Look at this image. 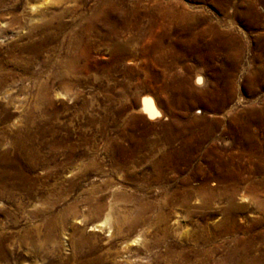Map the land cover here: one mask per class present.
<instances>
[{
  "label": "rangeland",
  "instance_id": "obj_1",
  "mask_svg": "<svg viewBox=\"0 0 264 264\" xmlns=\"http://www.w3.org/2000/svg\"><path fill=\"white\" fill-rule=\"evenodd\" d=\"M19 1L20 6L24 1ZM94 3L97 5L98 2L96 0H42L40 11L48 16L53 12H60L59 16L57 18L54 17L53 19H60L66 24L67 28L69 27L71 29L72 25L75 24L74 21H76V23L84 22L82 20L83 17L86 18L91 13L95 6ZM124 3L125 5L128 3L126 5H129L128 7L134 4V7L136 8V15L134 18L137 21H143V25L147 26V28L145 27V32H143L141 36L139 35L138 39L135 38L136 35L131 34V36L135 38L134 40H137V43L133 38L127 37L129 43L132 44L131 47L137 52H135V56L129 54L121 60L110 62L112 65L110 66L109 63L108 66L106 60L109 54L93 50L96 49L97 43L95 42L93 49L85 55L86 58L83 57L81 59V64L79 63L81 66L78 64V66L74 68L75 70L73 69L74 73L76 72V77L74 76V78L71 77L63 80L51 78L49 75L51 69L48 66H44L43 59L45 56L42 54L50 53L52 56H55V54L61 55L63 53V48L66 46V36L63 37L62 32L57 33V31H55L57 37L54 35L53 38H50L49 40L47 39L43 47L41 45L37 46L38 39L42 35L41 30L38 28L39 21L43 18L42 15H37L36 20L30 21V14L27 13L28 11L26 8L24 9V7H21L17 10L18 12L16 11L19 15L18 23H12L10 20L11 15L7 13L3 15L0 11V67L3 69L1 70L2 75L4 74V76L7 77L0 83V133L3 132L6 134V132H8L10 134L23 125L22 122L24 116L29 110L33 115L32 122L34 124L45 125V127L50 125L53 130L57 131L60 129L63 132L68 131L72 135H75L74 132L77 133L80 131L79 129H84L87 132V137L95 133V131L98 132L97 129H102L104 131L107 130L108 133L110 132V136H113L122 130L139 133L141 130H146L149 127L148 125H152L151 121H147L149 119L143 117L145 115L139 111L141 96L149 94L155 99L160 83L166 81L169 85V90L165 91L164 98L163 94H160V99H155V102L156 105L163 110L162 117L159 121L168 124L171 131L184 126H189L194 117H200L202 115L205 116L206 119L216 116L227 122L229 117L233 115L239 117L249 115V118L252 117L249 133L256 139L258 146L252 150L250 149V151L249 149L245 150L238 144V141L236 142L233 137L225 134L223 140H225L226 143H218L217 148L225 154L229 152L233 153L236 158L238 157V160L241 159L240 163L247 166V169L249 170H246L243 173L241 168V171H239L241 176L245 174L243 176L245 177L244 179L247 180L245 184L249 183L256 186L258 181L262 179L264 181L263 1L124 0ZM141 15L143 18H141ZM151 15L154 18V21L149 24L151 21ZM101 16L102 15H97L96 19H102ZM146 16L149 19L146 18ZM52 30L56 29L53 28ZM68 30L69 29L65 32ZM126 35H128V33ZM62 38L63 40H61ZM25 43H28V47L23 49L24 51H27L26 53L23 51V54L31 57L30 66L27 69H23L19 66L7 63L9 55H12V53H18L17 55H19L18 47H20V44L23 45ZM15 45H18V47ZM35 47L40 48L41 54L35 52ZM32 49L33 51H31ZM42 50H44V52ZM78 67L82 69H78ZM256 70L260 71L259 76L256 75ZM196 75H200L203 78L202 83L198 84L195 82ZM169 77H172L173 79H167ZM75 78L78 79L75 80ZM43 79H47L45 81H48V84L51 87L49 93L50 95L53 94L52 103L50 102V104L34 100L36 97L34 95L37 91L36 83ZM55 88L61 92L60 95L54 96L53 90ZM224 100H226V102L222 108H218L219 106L214 108L209 107L213 106L215 101L220 103ZM226 110H230V112L228 113ZM98 114L109 115L107 123L101 125L95 123L94 126H90L85 121V118L89 115ZM135 115H141L142 117L140 116L138 121L134 118ZM132 119H136L135 121L137 123ZM143 123H146L145 125L147 126L143 125ZM196 125L197 128L201 127L200 124ZM157 129L159 128L153 127V131ZM219 129L220 127L217 130ZM45 136L47 137V132L45 133ZM9 138L10 136L6 137L3 148L9 147L7 141ZM106 139L107 138L105 137L97 136L94 140H86V144L84 142L82 145L83 147L77 149L78 153H81L84 150L90 151L91 154L95 153L92 154L90 158L99 164L97 167L98 169L96 167H90L84 170V174H82L81 170H83L85 166V162H83L81 165H78L75 170H66L67 172L64 171L63 173L61 170H57L61 173L59 176L63 181L78 176V178L81 177V185H83V187L81 186V188L78 189L69 188L70 191L64 189L65 191L63 190V192L65 193H63V195L61 194L64 203L71 202L72 198L77 194L82 196H91L97 193L106 195V198L104 199V205L106 203L105 209L100 215L102 218L108 211V206L112 202L115 203L116 207H122V205L128 206V203L114 198V194L116 193L120 192L123 196H128L127 194H130L133 197L141 196L147 199H152L153 201L155 200L153 199L154 196L157 194L155 191L156 184L152 182L149 183V179H146V167L140 166L135 169L131 168L129 175L126 174L127 176L125 174L121 176L119 173L114 172L106 174V165L103 164V161L104 163L106 162L104 157H101V155L104 156L105 153L100 154L99 152L104 149V146L110 147V145L106 143L108 142ZM52 146L55 145L45 143L43 149L46 153L43 150L44 154H47ZM94 149L97 150L95 151ZM251 153L253 157L251 159L252 161L247 162L246 159L248 154ZM197 161V159L191 161L190 168L188 167L187 169L182 170V173H168V177L171 180L162 182L161 184L171 187L173 191L176 190L180 186L179 181L183 176H193V170ZM49 165H40L33 173L43 177L48 172ZM130 173L132 174L130 175ZM50 179L52 178L50 177ZM211 179L212 178H209V180H202L193 177L189 185H185L183 188H195L203 181L211 182ZM106 181H109L111 184H108L109 186H107L105 184ZM174 182L177 184L175 185ZM161 184H159V186ZM258 186L260 185H257L256 188ZM171 188L169 189V192L172 191ZM82 189H84V192L81 194ZM48 190L49 189H47V191ZM243 190L244 189H241V192L235 196V202L246 203L249 205V209L247 208L235 212L233 216L235 221L234 228L224 230V228H217L215 226L216 223L223 218L221 212H218L217 210L218 205L222 204L221 201H215L213 204L214 207L216 206L217 208L215 212L211 214L207 213L204 217H200L196 213L197 211H193L194 215L192 214L189 217H186L184 215V208L178 207L173 213V215H179L177 222H169L166 224L159 222L158 225L155 223L157 212L152 209L153 211L149 210L146 214H142L143 217L139 216V223L137 222L132 229H128L127 225H122V233H124L121 235L122 239H125V241L129 240L127 241L128 247L125 246L126 250L124 248L122 249L124 257L116 256L115 252H111L108 258L99 264H174L172 260L167 261V259L164 258L167 249L171 248L170 250L172 251H178L180 247L189 248L194 240L193 234L197 231L203 235L204 241L196 248L199 250L204 248L213 250V258L211 259L210 264H241L243 255L245 258H251L254 254L260 255L261 253V255H263L264 238L253 239V237L256 232L260 231V229H264V226H261L264 225V223L252 225L253 219L262 218V216L254 211L249 192ZM258 191L260 194L263 193L262 188L260 187H258ZM43 192V189L37 190L36 195L42 196ZM241 193L245 194V200H243ZM2 197L3 196H0V199L4 204L2 205L3 207L0 208V229L7 230L10 226V221L1 209L5 207L7 209H12L16 214L18 213L17 215L23 213L16 210L7 198V200H5V197ZM113 199H115V201ZM33 202H36L35 206L40 208L45 205L46 201L40 197ZM198 202L199 200L192 197L190 199L191 206L189 205L188 209L192 208V210H197L196 205ZM27 208H31V206L28 205ZM76 209L80 215L77 214V216L81 217V205L76 206ZM114 210L111 212L110 219L112 226L115 225V217L118 215L116 209ZM206 211H209V209ZM126 214L130 218H136L131 211ZM68 220L60 223L62 229L59 227V237H57L59 244H61V252L64 255H68L70 252L68 240L72 233V227L75 225H81L78 218L69 217ZM95 220L88 221L85 224V234L94 232V230H92L93 227L91 226ZM169 226H171V228H169ZM60 232L65 233L63 234ZM95 233L99 234L98 243L103 248H107L108 239L113 234L112 229H110V231H106L105 229L95 231ZM38 240L44 242V248L36 249V244H22L18 241H15L14 244L9 247L13 252L17 251L19 253L21 252V254L27 255L25 260H20L16 264H28L27 260H31V264H45L44 261H42V258H48L47 251H52V247H55V245L51 240L44 241L43 234L38 236ZM252 240L259 245L258 250L251 249L250 245ZM112 241H114V239ZM114 242L116 243V241ZM111 244L113 245V242H111ZM119 245L122 247L124 244H117L115 247L118 248ZM233 249L235 250V252H233V258L235 259L232 261V259L229 260L227 258V255L230 254ZM34 252L36 253L33 254ZM237 252H239V254ZM236 256L238 258H236ZM213 260H215V262H213ZM261 264H264V262Z\"/></svg>",
  "mask_w": 264,
  "mask_h": 264
},
{
  "label": "bare ground",
  "instance_id": "obj_2",
  "mask_svg": "<svg viewBox=\"0 0 264 264\" xmlns=\"http://www.w3.org/2000/svg\"><path fill=\"white\" fill-rule=\"evenodd\" d=\"M23 1L24 2L22 3V5L19 6V2H20L19 0H0V11L1 14L3 15H5V13L10 14L11 15L10 20L12 23L14 22L18 23L19 15L17 14L18 12L17 10L20 9L21 7H24V9L26 8V10L28 11L27 13L30 14L29 15L30 21L36 20L37 15H42L43 18L39 21L40 23L38 25V28L39 30H41L42 35L38 39L37 46L41 45L43 47L47 39L49 40L50 38L54 37V35L56 34L55 31H57V33L62 32L63 37L66 36L65 37L67 41L65 42L66 46L63 48L62 51L63 53L61 55L55 54V56H52L50 53L42 54L43 56H45L43 59L44 66H48L51 69L49 75L51 76V78L57 80L58 79L63 80L71 77L74 78L76 73V72L74 73L75 70L74 68H76V66H78V64L80 63L81 59L85 57V55L93 49V47L95 46V42L97 43V45H96V49L93 50L100 51V53L102 52L109 54L106 60V62H108V66L110 62L121 60L124 57L128 56L129 54L134 55L136 50H134V48L131 47L132 44L129 43L127 37L133 38L131 36V34H133L136 35L135 38L138 39L139 38L138 36L139 35L141 36L147 28V26L143 25L142 23L143 21L142 22L137 21L134 18L136 15L135 12L136 8L134 7L135 5L132 4L130 5V7H128L129 5L126 6L128 3L125 5L124 0H96L98 2L97 5H95L94 3L95 6L92 9L91 13L86 18L83 17L82 20L84 22L76 23V21H74L75 24L72 25L71 29L69 27L67 28L66 24L63 23V21H61L60 19L57 20L53 19L54 17L57 18L60 12L58 13L53 12L49 16L41 12L40 7L42 0H23ZM262 1L264 3V0ZM97 15H102L101 16L102 19L97 20L96 19ZM141 18H143L142 15ZM146 18L148 17L146 16ZM150 19L151 21L150 22L148 21L149 24L152 21H154L152 15L150 16ZM53 28L56 30H52ZM67 29L69 30L65 32ZM127 33L128 35H126ZM55 37L57 36L55 35ZM135 38H133V40ZM61 40H63V38ZM15 46L18 47V45ZM27 47H28V43H25L23 45L20 44V47H18L19 55H17L18 53L17 54L12 53V55H9V58L7 59V63H11L12 65L19 66L23 69H27L31 64V57L29 55L23 54L24 52L25 53L27 52L23 50ZM34 49L35 52H37V54H41L40 48L35 47ZM31 51H33V49ZM42 51L44 52V50ZM111 65L112 63H110V66ZM79 68L80 67H78V69ZM1 70H3L2 67H0V83L2 80L7 78L6 76H4V74L2 75ZM259 73L260 71L256 70V75L259 76ZM46 76L48 75L46 74ZM76 79L78 78H75V80ZM167 79H173V78L169 77ZM45 80L43 79L41 81H37L36 83L37 91L36 94L34 93L35 94L34 96H36L34 100H38L42 103L46 102L50 104V102L52 101L53 94L50 95L49 91L51 87L49 86L48 81ZM202 81L203 78L200 75H196L195 82L200 84L202 83ZM158 88H159L157 89L158 92H156L157 95L155 94L156 95L155 99L157 98L160 99L159 97L160 94H163V98H164L165 91L169 90L168 83L166 81L164 83H160ZM53 92H54V96H58L61 94V92L56 88L53 90ZM141 97L142 98L139 105V111L145 115L143 117H147L149 119L147 121H151L152 125L151 124L148 125L149 127L146 130L143 131L141 130L139 133L122 130L116 133L115 135L110 136L109 134L110 132L108 133L107 130L104 131L102 129L101 130L97 129L98 132L95 131V133L87 137V132L84 129L83 130L79 129L80 131H78L77 133L74 132L75 135H72L68 131L63 132L60 129L57 131L53 130V128L50 127V125L45 127V125L34 124L32 122L33 115L31 114L30 110L29 112L27 111V113L24 116V120L22 122L23 125L21 126L19 125L20 127L18 128L16 127L17 129H15V131L11 132L10 134L8 132H6L5 134L1 131L2 133H0V196L5 197V200L8 199V201L15 207V209L20 211V213L22 212L23 214L17 215L18 213L16 214L14 210L7 209L6 207L1 209V211L8 217V220L10 221L9 223L10 226L7 228V230L0 229V264H16L20 260L23 261L26 259L27 255L21 254V252L19 253L17 251L13 252V250L9 248L11 247V245L14 244L15 241H18L22 244H28V243L36 244V249L44 248L45 247L44 242L42 240H38V236L41 234H43L44 241L51 240V242H53L55 245V247H52V251H47V256H49L48 257L49 259L45 257L44 258L41 257L42 261H44L45 264H99L100 262L106 260L109 254H111V252L112 253L115 252L116 256L121 257L123 256L122 249L126 248L125 246L128 245L127 241H129V240L125 241V239L124 240L122 239L121 235L124 234L122 233L123 232L122 225L123 226L127 225L128 229H132L137 224L138 219H140L139 216L143 217L142 214H146L147 211L152 209H154L157 212V216L155 215L156 219L155 218L154 219L156 221L155 223L158 225L159 222L165 224L169 222L171 223L177 222L179 215L178 216L177 214L173 215V213L178 207L184 208L185 211L184 215L186 217H189L196 211H197L196 213L200 217H204V215L207 213L211 214L215 212V210L217 209L216 206L214 207L213 205L215 201L217 202L221 201L222 204L218 205L217 210L218 212L219 211L221 212L223 218L222 220L217 222L215 226L217 228L218 227L224 228V230L232 229L235 227V221L233 218L235 212L247 208L249 209L248 204L235 202V196L241 192V189H244L243 191L247 190L249 192V194L251 195V199H252L251 203L254 211H256L258 214H261L262 216V218L253 219L252 225L264 223L263 179L258 181L257 184L260 185L258 187L262 188L263 193L260 194L258 191V187L256 188L257 185L254 186V184H249V183L245 184V182L247 181L246 179H244L245 177H243L245 174H243V176L239 174L241 168L243 170V173L246 170H249L247 169V166L245 164L240 163L241 159L238 160V157L236 158V156L233 155V153L231 152L225 154L224 152H222L217 148L218 143L221 144L226 143L225 140H223V136L225 134L229 135L230 137H233L236 140V142L238 141V144L245 150L249 149L250 151V149L252 150L256 146H258L256 139L253 136H251L249 133L250 125H251L250 122L252 121L251 119L252 117L249 118L248 117L249 115L241 116V117L237 115H233L229 117V120L227 122V121H223L222 119L216 116L206 119L205 116L202 115L200 117H194L193 121L190 123L189 126H184L181 127L182 129L177 128L174 131H171L168 124L161 123L162 121L161 122L159 121L160 118L162 117L163 110L156 105L155 99L152 98L149 94H146ZM225 102L226 100H224L223 102L221 101L220 103L215 101L213 106H209V105L208 106L211 108L218 106H219L218 108L220 107L222 108ZM226 111H228V113L230 112V110H226ZM108 116L100 115V114L89 115L88 117L85 118V121L90 126H94L95 123L101 125L107 123V119L109 118ZM140 116L141 115H135L134 118L138 120L140 119ZM145 124L143 123V125ZM196 124H200L201 127L197 128ZM153 127L154 128L158 127L159 129L153 131ZM219 127H220L219 129L220 131L217 130ZM148 129L151 131H149ZM46 132H47V137L45 136ZM8 136H10L9 138L10 140L9 139L7 140L9 143V147L3 148L4 141ZM97 136L107 138L106 140L108 142L106 143L110 145V147L103 145L104 149L101 148L103 150L99 151L100 154L105 153V155L104 156L101 155V157H104L106 162L104 163L103 161V164L106 165L105 166L106 174L114 172V173H119L121 176H123V174L129 175L131 168L135 169L136 167H140V166L146 167V171H147L145 172V175H147L146 179L147 180L149 179V183L152 182L156 184L155 191L157 192V194L153 198L155 199L154 201L152 199H147L141 196L133 197L130 194H127L128 196H123L119 192L114 194L115 195L114 198L123 201L125 203H128V206L122 205V207H116L115 203L112 202L108 206V211L106 210L107 212L104 214L103 218L100 215L102 211L105 209V205H106V203L104 205L105 202L104 199L106 198L105 197L106 195L104 194L97 193L91 196H82L77 194L75 197L72 198L71 202L64 203V199L62 197L63 193H65L63 192L64 189H68V190L69 188L78 189L81 188V186L83 187V185H81L82 184L80 179L81 177L78 178V176L63 181L59 176L61 173L58 172L57 170H61L62 173L64 171L67 172L66 170H73V169L75 170V168H77L78 165H81V163L83 162H85V166L83 170H81L82 174H84L83 173L84 170L90 167L97 168L99 164L95 160L90 158L91 155L95 153L91 154V152L88 150H84L81 153L77 152L78 148L83 147L82 145L84 142L86 144V140H94ZM45 143H50L52 145H55L51 147L50 151L48 152L49 154L47 153L48 155L44 154L45 150L43 149V147ZM252 158H253L252 153L248 154V157L246 159L247 162L252 161L251 160ZM194 159H197L198 161L194 167L193 176H183L179 181L180 186L178 188L176 187L177 188L176 190L173 191L171 187L165 184L164 185L161 184L162 182H167L171 180L168 177V173L170 172L177 174L180 173L182 170L187 169L191 165V161H193ZM43 164L45 165L50 164L48 172L43 177H40L37 174L33 173L39 168L40 165ZM131 174L132 173H130V175ZM50 177L52 179H50ZM191 177L192 178L195 177L197 179H202V180L204 179L209 180V178H212L213 180L211 179V182L203 181L195 188L193 187L183 188V186L189 185L190 181L192 180ZM105 184L109 186L108 184L111 183L109 181H106ZM159 184L161 185L159 186ZM170 188L173 192L172 191L169 192ZM41 189H43L44 191L43 195L37 196L36 195L37 190H41ZM47 189L49 190L47 191ZM83 192L84 189H82L81 194ZM241 196L243 200H245L246 198L245 194L241 193ZM40 197L43 200L45 199L46 202L45 205H43L40 208H37V206H35L36 202L33 201L37 200ZM192 197H195L196 200H199L198 204L196 205L197 210H192V208L188 209L189 205L191 206L190 199ZM115 199L113 200L115 201ZM3 204L4 202L0 199V208L3 207L2 206ZM28 205L31 206V208H27ZM78 205H81V209H80L81 217L77 216L78 208L76 209V206ZM114 209H116L118 215L117 217L114 216L116 218L115 225L112 226L110 223L111 222L110 219H111V212ZM208 209L209 211H206ZM129 211L133 212L136 218L134 216H133L134 218H130L126 214ZM69 217L78 218L79 223L81 225L78 226L75 225L74 227H72V233L70 232L71 235L69 234L70 238L68 240V244L70 246V252L68 255H64L61 252V247H60L61 244H59L57 237H59L58 232H59V227H61L60 223L66 222L69 219ZM91 220L92 221L95 220V222L91 226L93 227L92 230H94V232L85 234L84 226L88 221ZM169 228H171V226H169ZM60 229H62V227ZM104 229L106 231H110V229H112L113 231V234L108 239L107 248H103L98 243L99 234L95 233V231H101ZM193 236H194V240L193 242L191 241L192 244L191 246H189V248L180 247L178 251L176 250L172 251L170 250L171 248L167 249L166 253L164 254V258L167 259V261L172 260L174 264H210V261L213 258V250L205 249V248L201 250L197 249L196 247H198L200 243H203L204 238L203 235L198 231L194 232ZM254 238L255 239L264 238V229L262 230L260 229V231L256 232L253 239ZM113 239L114 241H116V243L112 241ZM111 242H113V245L111 244ZM117 244H121V245L124 244V245L122 247H120L119 245L118 248H116L115 245L117 246ZM258 246L259 245H257V243L252 240V243L250 245L251 249L258 250L259 249ZM233 252H235L234 249L233 251H231L230 254L227 255V258L229 260L232 259V261L235 259L233 258L234 257ZM35 253L36 252H34L33 254ZM237 253L239 254V252ZM243 256H242L243 259L241 258L242 259L241 264H261L264 262V254L261 255V253L260 255L254 254L251 258L249 257L250 259L248 257L247 259ZM236 258L238 257L236 256ZM27 261L28 264H31L32 262L31 260H27ZM213 262H215V260H213Z\"/></svg>",
  "mask_w": 264,
  "mask_h": 264
}]
</instances>
